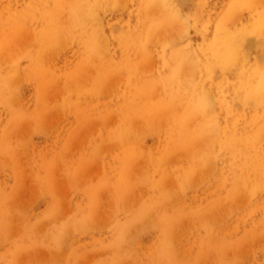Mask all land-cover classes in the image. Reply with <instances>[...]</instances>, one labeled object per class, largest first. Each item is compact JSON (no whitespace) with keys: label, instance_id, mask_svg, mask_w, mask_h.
Masks as SVG:
<instances>
[{"label":"rangeland","instance_id":"1","mask_svg":"<svg viewBox=\"0 0 264 264\" xmlns=\"http://www.w3.org/2000/svg\"><path fill=\"white\" fill-rule=\"evenodd\" d=\"M0 264H264V0H0Z\"/></svg>","mask_w":264,"mask_h":264}]
</instances>
